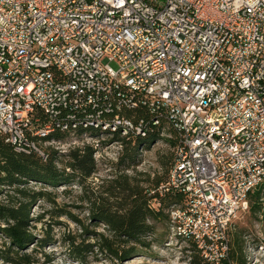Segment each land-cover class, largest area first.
<instances>
[{
	"label": "built area",
	"instance_id": "obj_1",
	"mask_svg": "<svg viewBox=\"0 0 264 264\" xmlns=\"http://www.w3.org/2000/svg\"><path fill=\"white\" fill-rule=\"evenodd\" d=\"M161 126L177 144L159 190L185 197L171 235L217 264L264 182V0H0V140L15 153ZM84 139L94 160L108 146Z\"/></svg>",
	"mask_w": 264,
	"mask_h": 264
},
{
	"label": "trees",
	"instance_id": "obj_2",
	"mask_svg": "<svg viewBox=\"0 0 264 264\" xmlns=\"http://www.w3.org/2000/svg\"><path fill=\"white\" fill-rule=\"evenodd\" d=\"M125 116L136 122L140 118L148 119L149 114L145 109L126 111ZM161 127L146 138L137 136L121 137L117 133L101 132L99 130H77L71 137L68 133L58 132L47 141L59 143L82 139L86 132L91 138H105L100 145L109 143H120L122 152L116 165L128 169L134 163V157L138 150H142L150 143L165 141L171 148L177 144L176 134L173 130H167L169 138H162ZM46 160L40 155L17 154L12 147L0 140V259L8 264H36L32 254H26L23 250L32 242L30 234V223L42 221L43 215L31 218V209L37 202H48L54 204L46 187L55 188L58 185H71L75 182L82 187L86 180L95 171L94 149L91 145H83L67 153L58 154L45 147ZM59 157H63L59 160ZM174 162V154L169 168L165 169L163 177H155L146 180L139 185L134 177L119 175L108 182V187L102 192H82V202L89 205V216L92 224L89 226L105 227L106 235L99 233L95 235L96 244L87 242L88 236L93 235L82 222L66 209L52 210L49 213L53 218H70L75 221L85 234L66 236V245L70 256L77 261L83 262L87 254L93 248L104 254L109 260L121 261L130 255L144 253L151 247L147 237L154 235L152 223H164L167 221L170 227L169 217L165 209L173 205L184 206L185 197L182 194L159 190L167 179L169 170ZM58 164L63 168L59 169ZM136 182V183H134ZM89 193H92L89 195ZM248 212L254 215L256 220L264 221V182L248 195ZM60 225V222H56ZM92 233V234H91ZM231 230L228 232L230 236ZM179 242L186 244L184 247L189 254L190 264H213L206 261L192 242H185L177 238ZM154 241V240H152ZM46 242V241H44ZM37 244L39 248L44 243ZM241 241L232 236L229 242L227 256L219 259L217 264H247L246 257L242 251ZM34 252V251H31ZM35 253V252H34ZM48 258V257H47Z\"/></svg>",
	"mask_w": 264,
	"mask_h": 264
},
{
	"label": "rangeland",
	"instance_id": "obj_3",
	"mask_svg": "<svg viewBox=\"0 0 264 264\" xmlns=\"http://www.w3.org/2000/svg\"><path fill=\"white\" fill-rule=\"evenodd\" d=\"M97 140L100 142L105 138L100 136ZM92 142L91 139L71 140L53 144L51 149L57 151L58 154H64L86 144L92 145ZM103 146L107 148L102 149L100 155L95 157V171L86 180L83 187L75 182L69 186L46 187L45 190L50 193V198L55 203L41 201L37 202L31 209V218H37L40 215H43V217L40 222L30 223L29 232L33 236V240L23 252L32 254L37 261L36 264H190L189 254L184 248L186 244L172 237L171 227L168 226L167 221L164 223L151 222L154 227V235L146 238L147 241H150L151 247L144 253H136L121 261H116L109 260L95 247L92 252L87 254L83 262L70 256L65 241L66 236L85 234V231L72 219L66 217L55 219L47 213L48 211L50 212L52 208L53 210L66 209L76 216L89 231L94 232L93 235L88 236L87 240V242L94 245L97 243L95 235L99 233L106 235L105 227L102 224L97 227L89 226L93 222L89 216V205L81 201L83 198L82 192L85 190L87 193H100L107 189L110 180L121 174L134 177L139 185L144 184L143 182L146 180L150 181L155 177H163L165 169L169 168L173 157V150L169 144L165 141H158L148 144L142 150H138L134 157V163L128 169H125V165H116L121 153L116 152L115 145L107 142ZM62 159L63 157H59V160ZM58 168L63 167L58 164ZM91 194L89 193V195ZM0 200L4 202V198L0 197ZM167 211L168 209H165V212ZM260 218L259 215V220H256L254 215L246 212L239 216L231 228L229 242H231L232 236L241 241L247 264H264V221H261ZM56 222L61 224L58 225ZM42 241H46L43 243L44 247L39 248L37 244L42 243ZM0 264L8 263L0 259Z\"/></svg>",
	"mask_w": 264,
	"mask_h": 264
}]
</instances>
